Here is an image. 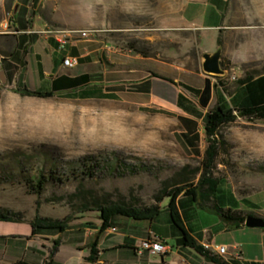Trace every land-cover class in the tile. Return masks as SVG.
Wrapping results in <instances>:
<instances>
[{
	"label": "rangeland",
	"instance_id": "374dc122",
	"mask_svg": "<svg viewBox=\"0 0 264 264\" xmlns=\"http://www.w3.org/2000/svg\"><path fill=\"white\" fill-rule=\"evenodd\" d=\"M68 1L63 9L66 18H86L84 30L91 32L85 40L92 43L77 45L79 54L98 49L100 61L79 63L91 77L72 93L39 98L24 96L19 88L0 91V209L22 218V223L0 222V264H86L88 247L95 241L99 244L113 228L116 231L111 234L124 230L137 242L150 228L169 231L172 252L164 261L180 264L182 252L189 250L185 235L168 209L170 198L158 202L156 196L163 182L185 166L202 167L208 146L205 117L217 104L223 109L240 108L238 101L249 95L254 103L261 102L258 93L264 76L229 100L226 95L236 90L247 73L264 72V63L233 66L226 57L228 48L238 47L240 41L251 42L249 51H255L256 0L231 1L228 28L225 23L218 48L212 28L220 23L218 3L211 0ZM33 2L17 0L14 17L20 35L13 58L4 68L13 70L16 85L29 79L37 92L52 93L49 77L34 80L32 70L21 67L25 51L31 49L26 33L37 31L41 24ZM219 48L225 74L208 75L202 68V51L213 53ZM68 50H59L57 71L80 73L79 66H61ZM208 88L210 95H206ZM195 110L204 119L197 118ZM219 134L224 144L213 170L215 177L223 179L218 186L219 203L264 212V120L249 121L237 115ZM89 172L91 176L86 175ZM38 178L45 181L42 195L34 192ZM80 185L98 197L110 195L111 203L124 199L137 210L157 205L160 213L153 221L116 215L101 232L104 221L99 206L83 207L74 198ZM181 204L188 206L184 218L188 235L200 239L207 229L216 236L212 245L241 247L236 234H218L221 221L214 213L196 209L191 199L184 198ZM37 217L68 223L63 231L34 232L30 223ZM56 243L59 248L51 258ZM114 254L107 258L112 264L139 263L127 250ZM157 264H162L160 256Z\"/></svg>",
	"mask_w": 264,
	"mask_h": 264
},
{
	"label": "crops",
	"instance_id": "0c3cea01",
	"mask_svg": "<svg viewBox=\"0 0 264 264\" xmlns=\"http://www.w3.org/2000/svg\"><path fill=\"white\" fill-rule=\"evenodd\" d=\"M185 1L192 3L193 0ZM211 1L218 3V16L220 18V23L217 24L216 27H212L216 31V37L218 40L220 36V31L224 28L225 23L226 29L228 28V12L232 0ZM69 3L70 2L68 0H35V2L32 3L33 7H35V9H33L34 14L38 16V20L41 24H39V26L37 27V31L30 30L28 33H26L31 37V49L29 51H25L21 64L22 70H32V78L34 80H38L39 78H41V76L45 75L49 77L51 79V85L53 87L52 94L55 96L72 93L75 89L87 83L91 77V75L85 69H82V65H78L80 73H71L67 75L57 71L55 63L57 61L58 54H62L61 52H59V50H61L60 40L64 39L66 43L65 48H69L67 52L68 54H63L62 58L65 59L68 56L78 57L80 59L79 63H82L85 59H90L92 65H96L100 61L99 56L97 54L98 49L93 51L85 50V53L79 54L77 50V45L81 44V42L83 41H89L83 39L80 34V31H83L87 25V19H82L79 17H74L73 20L67 19L64 15L63 9L68 6ZM17 9V0H0V91H4L8 88L23 89L25 87L32 92H37L36 87H34V85L29 82V79H24L22 85H16V77L13 70H6L4 68V65L10 60H12L13 53L18 45V37L20 35V32L16 26V21L14 17L17 12ZM256 11V17H258L259 23L256 26V29L258 31H256L255 41L253 43L255 51H249L250 46L252 45L249 41H240L238 43V47H235L234 49H231L229 47L226 51V57L229 59L233 66L244 64L249 61L264 63V0H256ZM89 43H92V41H89ZM244 46H249V48L245 50ZM216 48H218V44ZM202 52L211 53L207 52L206 50H203ZM63 61L64 60H62L61 66L63 68H66L63 64ZM86 76H89V78L86 79ZM263 76L264 75L256 77L248 85L237 87L232 94H226L228 96V100L231 95L240 92L241 90L245 89V87L255 82L260 83L262 80L261 78ZM261 83H263L261 84L263 88L259 91L258 96L261 99V102L263 103H254L252 100H250V97L252 96L249 95L248 97H245L243 101H238L237 105L240 106V108H233V110L252 108L263 105L264 82ZM217 105L219 106V104ZM195 113L196 115H198L197 118L204 119V117H200L201 114L196 110ZM184 198L191 199L196 209H199L200 211H204V209L199 206V203L195 201L192 195H180L176 201V204L179 208V213L181 215L182 221L185 224L184 218H186L185 215H187L188 206H184L181 204V201ZM217 205L219 207H223L218 201V192ZM183 208H185V212L183 211ZM223 208L229 209V207ZM191 209L193 210L192 207ZM233 210L243 211L247 214L264 218V212L262 211L259 213H253L248 209ZM220 221L221 222L217 224V227L220 232L218 234H236L239 239V244L241 245L240 247L236 244L230 248H227L228 254L220 257H222L224 260L228 261L231 264H264V229L248 228L245 225L238 229H230L225 223L222 222L221 219ZM133 229L136 230L138 229V227L133 226ZM205 231L207 235L200 237V239L194 238L199 244H201L205 248L209 246L208 249L212 252L216 246L226 247V243L221 245H212V239L216 236L212 235L211 232L207 229H205ZM111 233V230L108 229L97 246L100 252L101 263L112 264V259L109 260L107 258H112L113 256H115L114 253L127 250L131 252L135 258H139L138 264H157V256H151L149 252L140 251L141 243L149 237H156L166 245L167 256H170L172 252V247L168 243V240L170 238L169 231L163 232L159 231L158 229L155 230L153 228H150L147 235H140L141 237L138 242L136 241V237L134 235H131L129 234V232H126L124 230L122 233ZM223 239L226 240V238ZM187 248L189 250L182 252L184 258L180 264H191V259L194 260L196 264H213L211 262H208L204 257L197 254L193 249L189 247ZM162 256L163 255L160 256L161 263ZM226 256H228L229 258H226ZM165 263L169 264L167 262ZM135 264H137L136 261Z\"/></svg>",
	"mask_w": 264,
	"mask_h": 264
},
{
	"label": "trees",
	"instance_id": "16d2710c",
	"mask_svg": "<svg viewBox=\"0 0 264 264\" xmlns=\"http://www.w3.org/2000/svg\"><path fill=\"white\" fill-rule=\"evenodd\" d=\"M217 44L218 47L222 46L221 36H219ZM221 65L223 66V64ZM227 69L228 68H226V70ZM261 75H264V72L247 73L246 76L238 82V87L250 84L256 77ZM85 78L88 79L89 76H86ZM223 92L225 93V91ZM21 93L28 97L49 98L53 96L52 93L45 94L32 92L25 87L21 90ZM209 93L210 89L208 88L206 90V95ZM202 105L205 106L206 103H203ZM235 113H237L239 117L245 118L249 121H263L264 104L238 110L223 109L220 106H217L213 111L207 114L205 117V134L208 146L204 153L202 167L192 169L190 166H185L181 171L175 173L170 179L163 182L162 189L160 190L159 195L156 196L158 202L162 201V197L170 198L168 209L171 212L174 223L185 235L186 246L193 249L197 254L213 264L231 263L214 254L211 250L199 244L192 236L186 233L185 225L182 221L176 201L182 194L192 195L195 201L199 203L200 207L217 215L230 229H238L245 225L246 219L250 214L239 210H233L231 208L225 209L217 205L218 186L223 179L217 178L213 174V170L217 165L220 147L224 144V142L220 140L219 131L226 124L236 121L237 116ZM90 172L86 175L91 176L92 174ZM33 187L34 192L37 195H42L45 187L44 179H36L35 186ZM79 189V195L74 196V198L82 202L83 207L91 204L99 206L104 221L101 232L106 231L110 227V221L112 217L116 215L141 221L153 220L160 213V207L157 205L137 210L138 208L136 206L126 204L124 199L120 203H111L109 200L111 197L110 195H107L106 198H101L98 197L95 192L86 190L82 185L79 186ZM0 222L22 223V218L18 214L2 208L0 209ZM67 223V220L57 222L52 219L37 217L32 223H30V225L34 232L37 229L63 231L66 228ZM97 246V241H95L88 247L89 255L86 258V261L90 264H103L101 263L100 252ZM58 248L59 243H56L53 247V252L50 255L51 258L57 253ZM166 256L167 254L162 256V264H166L164 262ZM17 264L29 263L18 262ZM43 264H51V262H45Z\"/></svg>",
	"mask_w": 264,
	"mask_h": 264
},
{
	"label": "built area",
	"instance_id": "2783aa9c",
	"mask_svg": "<svg viewBox=\"0 0 264 264\" xmlns=\"http://www.w3.org/2000/svg\"><path fill=\"white\" fill-rule=\"evenodd\" d=\"M90 31H80L81 37L83 39H88L90 37ZM61 46L60 49L63 50L65 49V40L62 39L60 40ZM106 49L112 51V47H108L106 46ZM114 51H117L116 49H114ZM79 61L80 59L78 57H74V56H68L64 59L63 64L64 66H78L79 65ZM233 80H236V77H232ZM237 116V113H235ZM245 119V118H244ZM112 232H115L116 229L113 228L111 230ZM209 246H207L208 249ZM140 251L141 252H149L151 255L154 256H161V255H165L167 252V247L166 245L158 238L156 237H149L147 239H145L140 246ZM213 253L218 255V256H225L228 254V249L225 246H216L213 250Z\"/></svg>",
	"mask_w": 264,
	"mask_h": 264
},
{
	"label": "water",
	"instance_id": "95a60500",
	"mask_svg": "<svg viewBox=\"0 0 264 264\" xmlns=\"http://www.w3.org/2000/svg\"><path fill=\"white\" fill-rule=\"evenodd\" d=\"M202 68L203 71L212 76H222L225 71L221 67L222 49L219 48L213 53L203 54ZM245 226L248 228L264 229V219L258 216L250 215L247 217ZM90 264V263H86Z\"/></svg>",
	"mask_w": 264,
	"mask_h": 264
},
{
	"label": "bare ground",
	"instance_id": "6f19581e",
	"mask_svg": "<svg viewBox=\"0 0 264 264\" xmlns=\"http://www.w3.org/2000/svg\"><path fill=\"white\" fill-rule=\"evenodd\" d=\"M66 68H74L75 66H65Z\"/></svg>",
	"mask_w": 264,
	"mask_h": 264
}]
</instances>
